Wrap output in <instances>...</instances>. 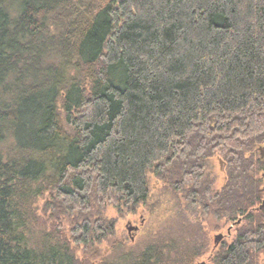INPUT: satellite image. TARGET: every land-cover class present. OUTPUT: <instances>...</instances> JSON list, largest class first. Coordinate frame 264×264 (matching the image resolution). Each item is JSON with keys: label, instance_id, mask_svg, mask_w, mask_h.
Instances as JSON below:
<instances>
[{"label": "trees", "instance_id": "16d2710c", "mask_svg": "<svg viewBox=\"0 0 264 264\" xmlns=\"http://www.w3.org/2000/svg\"><path fill=\"white\" fill-rule=\"evenodd\" d=\"M263 149L264 0H0V264H264ZM151 176L231 240L113 242Z\"/></svg>", "mask_w": 264, "mask_h": 264}, {"label": "rangeland", "instance_id": "374dc122", "mask_svg": "<svg viewBox=\"0 0 264 264\" xmlns=\"http://www.w3.org/2000/svg\"><path fill=\"white\" fill-rule=\"evenodd\" d=\"M208 170L211 179L215 181V187L219 189L225 181L224 163L213 158ZM151 189L152 195L147 205L139 207L136 213L120 216L115 210L108 211V218L113 219L115 224L114 238L111 239L113 242L122 241L134 248H143L158 241L174 242L176 246H195L206 242L212 251L216 250L223 239L228 242L231 240L234 230L226 218L218 221L204 214L199 207L188 209L186 201H176L172 193L166 192L163 185L152 176ZM129 226L133 227L132 231L128 230ZM218 235L222 237L216 242ZM107 244L109 242L104 243L102 249ZM209 257L210 252L205 253L196 264L202 261L210 263Z\"/></svg>", "mask_w": 264, "mask_h": 264}, {"label": "water", "instance_id": "95a60500", "mask_svg": "<svg viewBox=\"0 0 264 264\" xmlns=\"http://www.w3.org/2000/svg\"><path fill=\"white\" fill-rule=\"evenodd\" d=\"M263 154H264V149H263ZM132 229H133V227H131V226L128 227L129 231H132ZM221 237H222V235L216 236V238H215L216 242H218L221 239ZM198 264H211V263L206 262V261H202V262H200Z\"/></svg>", "mask_w": 264, "mask_h": 264}]
</instances>
